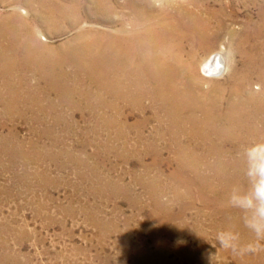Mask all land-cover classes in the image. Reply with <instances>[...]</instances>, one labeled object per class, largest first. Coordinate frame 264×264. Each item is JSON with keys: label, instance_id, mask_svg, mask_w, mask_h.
<instances>
[{"label": "rangeland", "instance_id": "374dc122", "mask_svg": "<svg viewBox=\"0 0 264 264\" xmlns=\"http://www.w3.org/2000/svg\"><path fill=\"white\" fill-rule=\"evenodd\" d=\"M149 1L173 16L187 9L206 17L205 8L224 5L222 33L229 23L238 27L259 19L264 10V0L230 7L228 0ZM97 16L92 24L99 29L116 21ZM23 19L35 24L28 6L15 8L10 0H0L3 36L18 35L14 23ZM38 28L39 41L59 54L74 31ZM214 46L201 50L200 57L220 48ZM201 70L198 65L195 74L205 77ZM0 75V264H264V250L241 254L220 246L216 234L226 229L222 216L191 181L194 175H171L178 164L162 143L117 134L107 106L84 92L90 79L80 77L76 91L50 90L29 74L30 91L16 78ZM9 83L13 88L7 90ZM3 105L11 107L4 111ZM242 169L229 172L241 177ZM232 209L230 222L237 213L241 218V242L252 241L241 212Z\"/></svg>", "mask_w": 264, "mask_h": 264}, {"label": "bare ground", "instance_id": "6f19581e", "mask_svg": "<svg viewBox=\"0 0 264 264\" xmlns=\"http://www.w3.org/2000/svg\"><path fill=\"white\" fill-rule=\"evenodd\" d=\"M10 1L15 8L28 6L35 24L16 20L18 35L7 39L0 33V72L6 79L16 78L30 91L29 74L50 90L76 91L80 77L90 79L84 92L107 106L115 132L127 140L162 143L178 164L171 175L191 172L205 200L217 205L221 226L239 231L241 218L237 213L230 222L234 211L227 199L234 186L247 187V178L229 171L245 169L243 150L264 141V10L259 19L238 27L229 23L222 33L224 5L205 8L203 17L187 9L173 16L149 0ZM253 1L228 0L225 6ZM97 15L116 21L99 29L92 24ZM39 25L74 30L61 44V54L39 41ZM216 44L219 49L200 57L201 50ZM198 65L208 78L195 74ZM100 93L108 100L102 101ZM10 107L3 105L4 111Z\"/></svg>", "mask_w": 264, "mask_h": 264}, {"label": "clouds", "instance_id": "9594fccd", "mask_svg": "<svg viewBox=\"0 0 264 264\" xmlns=\"http://www.w3.org/2000/svg\"><path fill=\"white\" fill-rule=\"evenodd\" d=\"M243 156L247 187L242 189L234 186L229 193L227 206L241 212L244 227L254 238L242 243L239 231L231 227L216 234V240L222 248L241 254L264 250V141L247 146Z\"/></svg>", "mask_w": 264, "mask_h": 264}]
</instances>
